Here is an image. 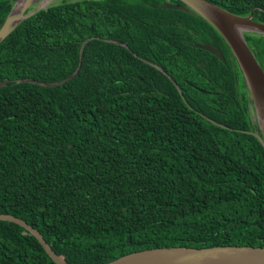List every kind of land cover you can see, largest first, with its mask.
<instances>
[{
    "label": "trees",
    "instance_id": "1",
    "mask_svg": "<svg viewBox=\"0 0 264 264\" xmlns=\"http://www.w3.org/2000/svg\"><path fill=\"white\" fill-rule=\"evenodd\" d=\"M15 1L0 0V27ZM208 1L264 24V0ZM165 2L182 4L63 1L0 42V214L68 264L264 247V146L242 73L213 27ZM245 40L264 70V37ZM0 264L56 263L0 221Z\"/></svg>",
    "mask_w": 264,
    "mask_h": 264
},
{
    "label": "water",
    "instance_id": "2",
    "mask_svg": "<svg viewBox=\"0 0 264 264\" xmlns=\"http://www.w3.org/2000/svg\"><path fill=\"white\" fill-rule=\"evenodd\" d=\"M16 0L12 5L8 15L2 22L0 27V42L8 36L13 29L24 19L33 15L34 13L46 9V7H37L31 13H27L31 7L30 2L22 8L19 20L11 27L8 26L12 18V13L15 8ZM182 4H172L165 2L164 7L167 9L180 10L187 13H194L206 21L225 41L230 48L234 59L242 73L247 90L251 96L253 104L257 105L258 113L260 116V130L261 133H253L264 146V70L258 63L252 50L249 48L245 40L246 34L259 35L264 37V24L255 23L252 21L253 13L251 11L248 17H237L224 11L216 6V4L208 0H180ZM251 26L257 30L241 31V28ZM254 32V33H249ZM256 33V34H255ZM84 41L80 47V58L82 57L83 48L86 42ZM119 43V42H117ZM124 45L123 43H119ZM196 48L205 51L217 58L220 62L226 63L224 54L220 48L211 44L200 45L197 44ZM78 69L72 75H76ZM33 82L32 80H25ZM65 81V80H64ZM39 83L43 86H57L63 83ZM5 83L0 84L3 86ZM258 86L262 89V94L258 98L255 94V87ZM259 99V100H258ZM260 101V104H259ZM0 221H7L15 223L32 236H34L46 254L56 264H68L62 257L54 253L51 247L44 241L41 234L32 226L27 224L24 220L13 217L7 214H0ZM107 264H264V247L254 246H215L208 248H194V247H164L149 250L134 252L123 257H120Z\"/></svg>",
    "mask_w": 264,
    "mask_h": 264
},
{
    "label": "bare ground",
    "instance_id": "3",
    "mask_svg": "<svg viewBox=\"0 0 264 264\" xmlns=\"http://www.w3.org/2000/svg\"><path fill=\"white\" fill-rule=\"evenodd\" d=\"M37 0H19L16 5H15V8L13 10V13H12V18L11 20L9 21L8 23V26L11 27L13 26L18 20H19V17L21 15V12H22V8L23 6L26 4V2H30L31 4L35 3ZM51 0H42L41 3H40V7H44L46 6ZM34 7V6H33ZM250 31V30H257V29H254L253 27L251 26H245V28H241L240 29V32L241 31ZM255 94L258 98H260L261 94H262V89L258 86L255 87ZM259 100V99H258ZM259 104H260V101H259Z\"/></svg>",
    "mask_w": 264,
    "mask_h": 264
},
{
    "label": "rangeland",
    "instance_id": "4",
    "mask_svg": "<svg viewBox=\"0 0 264 264\" xmlns=\"http://www.w3.org/2000/svg\"><path fill=\"white\" fill-rule=\"evenodd\" d=\"M42 0H37L35 3H33L31 5V7L28 9L27 13H31L33 10H35L37 7H40V3ZM63 1H75V0H51L46 6L44 7H48L50 5H54V4H59ZM34 6V7H33ZM249 33H254V32H249ZM256 34V33H255ZM249 98L251 99L250 94L248 93ZM253 101V100H252ZM249 107H250V113L253 119V123L257 126L258 130L255 133H261L260 130V116L258 113V109H257V105L252 103H249Z\"/></svg>",
    "mask_w": 264,
    "mask_h": 264
}]
</instances>
